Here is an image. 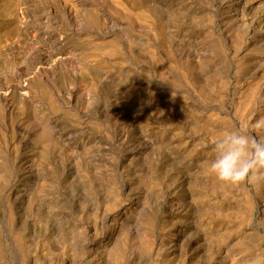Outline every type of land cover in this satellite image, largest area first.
Wrapping results in <instances>:
<instances>
[{
	"label": "bare ground",
	"instance_id": "1",
	"mask_svg": "<svg viewBox=\"0 0 264 264\" xmlns=\"http://www.w3.org/2000/svg\"><path fill=\"white\" fill-rule=\"evenodd\" d=\"M110 1H113L118 8L123 6L121 0ZM75 2L72 4L68 0H38L39 9L44 12L40 15H45L43 20L50 26L49 29L43 28L42 31L35 29L36 21L32 19L34 6L31 12L27 11L29 8L25 10L22 7L8 11L9 16L14 17L16 21L14 22L15 32L18 33L16 36L21 37V34H25L31 37L35 30L31 39L33 43H37L34 47H24L27 53V61H24L27 65L32 63L30 68L26 71L17 68L18 70L12 76L9 75L10 78L0 75V119L3 117L6 120V124H3L6 133H0V201L4 202L7 208V216H1L6 217V225L11 229L9 231L11 248L18 257L19 264H251L254 257L264 255V235L260 234L264 229V211L260 205L257 206L258 196L264 195V176H257L241 183L238 186L243 190L240 193L238 191V198L236 196L229 198L228 193L232 185L219 183L213 176H207L204 170L206 163L212 159V145L219 132L226 128L243 126L254 137L264 133L253 127L257 122L264 121V0H191L187 2L188 6L184 5V2L165 6L162 3L159 4L160 1H154L153 4H159L162 11L160 32L154 31L153 26L145 25L147 21L141 18L139 19L143 21L144 26L138 25L139 19L130 13L128 16L133 17L134 20L131 21L127 30L118 19L110 16L104 19L103 5L107 3V0H75ZM195 2L201 6L202 17L197 15L195 9H198L191 5ZM121 10L125 15L127 14L124 8ZM81 11H87L85 18ZM145 16L142 15V17ZM0 21L3 20L0 19ZM188 21H191L192 25L188 24ZM66 27L68 28L65 29ZM137 29L147 37L148 41L143 42L130 33L131 30L138 31ZM92 30L99 33L106 31V36L114 37L106 45L100 43L90 45V59L79 56L76 60L77 56L69 54L68 49L61 45L63 34L82 37ZM162 36H168L170 40L164 42ZM19 37L17 40L20 39ZM204 37L207 39L206 42ZM142 42L145 47L139 49ZM9 43L6 38L0 41V72L3 71V73L8 71L10 63L8 62ZM126 54L129 55L126 56ZM132 56H142L150 62L148 74L139 78L146 85L150 84L152 79L158 78L165 84L169 83L173 90L177 91L176 95L181 97L180 87H191V75L198 74L203 77L201 78L203 84H199L203 85L207 91L205 96L200 95L203 103L209 100L217 102L219 106L226 105L229 101L234 103L233 108H228L229 110L225 112L219 110V113L207 116L208 120L205 118L207 121L199 122L197 124L199 128H196L202 132H199V136H195L197 133L189 132L191 135L187 138L185 137L187 132L180 138L183 154H187L191 164L188 166L181 160H175L178 169L184 170L178 173L176 180L180 183L194 181L190 172L196 169L198 173H203L198 180L206 186L205 190L199 195L192 193L194 195L192 201L180 202L181 199L177 201L171 197L172 193L170 196L167 194L165 199L160 201L154 200L156 190L152 197L145 195L144 199H141V196H138L141 193L137 192L140 188H134L131 185L132 189H129L126 184L121 187L115 184V194L111 193V197L104 202V205L94 203L92 209L89 208L91 211H87L86 206L81 205L83 208L79 210L80 212L78 211L77 218L74 217V213H71L74 217L71 218L70 213L64 211L66 207L61 206V199L55 196L50 197L53 194L54 185L64 182L66 193H69L71 200H75L80 187L75 184V181L69 182V180L73 177L72 172L75 166L81 165L92 175L93 185L99 187L98 179L107 170L99 167V163H102L105 146L109 143L105 144L103 138L96 133H91L92 130L89 131L90 133L86 131L79 133L80 131L75 130L60 133V118L65 117L64 112L67 109L76 108V103L84 94L90 95L88 101L96 112L107 114L109 118L120 116L115 123L117 133H113V138L121 141V144L125 146L131 133H125L123 121L126 120L127 123L131 121H128L132 116L128 115L127 110L132 114L134 112L130 111L131 107L125 103V107L120 106L124 97L123 89L112 91L114 92L112 95L106 89L111 84L110 78L114 75V69H117L119 73L126 67L123 64L127 57H130V64L137 66ZM210 70L214 74L213 78L205 77L203 73ZM230 70L236 71L238 77L227 79L221 76ZM68 73L81 82H87L86 93L79 95L81 90L85 91L82 86L80 90L68 88L69 92L63 89L60 80ZM241 81L244 84L241 85ZM74 82L76 83L75 80ZM234 82L237 86L241 85L238 88L237 98H234L231 93ZM17 99L21 102L19 108L16 105ZM120 99H122L121 102ZM156 101H148L145 107L136 109V112L140 114L147 110L155 114V117L161 111L165 112V115L174 112V105L160 107L158 106L160 102L156 103ZM191 101L193 102V99ZM170 102L169 104H172ZM112 103H115V106ZM92 106L90 105V108ZM188 107L187 110H190ZM191 112L194 110L189 111L188 114ZM21 114H25L26 121L18 124L16 119ZM92 116L91 111L85 113L83 123H89ZM176 120L179 122L178 119ZM141 134L144 136L146 133ZM153 146H155L154 141L143 140L131 150L128 149L124 156L128 158L131 155L143 154ZM154 162L157 163V161ZM168 175L163 177L167 179L166 182L169 180ZM148 180H144L145 185ZM148 184L151 183L148 182ZM85 185H82L83 189H86ZM167 188L170 193L171 187L167 186ZM145 189L148 191V188ZM252 189L253 193L255 190V195H252ZM151 200L153 204H149ZM16 201L26 205L23 220L25 223L31 222L35 236H26L22 233L24 231L22 229L16 232L17 223L24 224L15 212ZM165 206L169 221L174 227L160 232L155 220L160 208ZM185 217L191 218L190 224L179 223V220ZM174 220L177 221L173 222ZM41 237L43 239H40ZM3 246L0 244V264H5L2 255L6 245Z\"/></svg>",
	"mask_w": 264,
	"mask_h": 264
},
{
	"label": "rangeland",
	"instance_id": "2",
	"mask_svg": "<svg viewBox=\"0 0 264 264\" xmlns=\"http://www.w3.org/2000/svg\"><path fill=\"white\" fill-rule=\"evenodd\" d=\"M28 1V2H27ZM33 1V2H31ZM35 1V2H34ZM70 1L72 4H75V0H68ZM125 1V3H124ZM156 1V2H159V4L162 3V5L164 4L165 6H171V5H176L178 3H183L184 5H187L188 6V1H191V0H121L122 2V8L125 9V11L127 12V14L125 15L123 12H122V8H118L115 3L113 1H110V0H107V3L105 5H103V15H104V19H107V17H111V18H115V19H118L120 20L122 23H123V27L127 30L128 27H129V24L131 23L132 20H134L133 17L131 16H128V13H130L131 15H133L134 17H136V19H144L145 21H147V23H145V25H150V26H153V30L157 31V32H160L161 31V18H162V11H161V7H159L158 5L159 4H156L154 5L153 2ZM175 1V2H174ZM200 1V0H199ZM18 4H16V3ZM20 2V3H19ZM22 2V3H21ZM146 2V3H145ZM151 2V3H149ZM172 2V3H171ZM5 3V4H4ZM7 3V5H6ZM149 3V4H148ZM196 3V2H195ZM195 3L194 5L191 4L194 8H197L198 10L195 9V11L198 13L197 15L199 17H202V13H201V6L198 4V2L196 3V6H195ZM16 4V5H15ZM79 5V3H77ZM152 4V5H150ZM0 19L3 20V21H0V41L3 40V39H8V43L10 44V47L8 48L10 50H8V62L9 65H8V71H6L8 73L5 72L3 73V71L0 72V75L2 74L3 76L5 75V77L7 78H10L9 75H13V73L18 70L17 68L19 69H24L25 71L30 68V65L32 63H28L29 65H27L25 63V61H27V53L26 51L24 50V47H34V45H36L37 43H33V40L31 39L32 36H34V31L32 32V36L29 37V35H25V34H21L22 36L19 37L20 35H17L18 34L17 32H15V19L14 17L12 18L11 16H9V13L8 11L10 10H16L17 8H23L25 10H28L29 12H31L32 10V19H34V22L36 23L35 24V29L36 31H41L44 30L43 28H45V30H47V28L49 29L50 26L48 23L45 22L44 19V16L45 15H40L43 14L44 12H42L40 9H39V4H38V0H22V1H19V0H0ZM13 5V6H12ZM23 5V6H22ZM31 5V6H30ZM34 6V7H33ZM192 6H189V7H192ZM6 7V8H5ZM38 7V9H37ZM80 9V5L78 7ZM115 8V9H114ZM159 10V11H158ZM3 11V12H2ZM6 11V12H5ZM35 11V13H33ZM38 11V12H37ZM41 11V12H39ZM110 11V12H109ZM200 11V12H199ZM37 12V13H36ZM85 12V14H84ZM8 13V14H7ZM84 15H83V14ZM87 11H81V14L82 16L84 17L86 15ZM101 13V12H100ZM112 13V14H111ZM39 14V15H38ZM102 14V13H101ZM142 15H146L145 17H142ZM34 16V17H33ZM113 16V17H112ZM5 17V18H4ZM37 19H36V18ZM81 17V18H83ZM10 18V19H9ZM85 18V17H84ZM36 19V20H35ZM184 20V19H182ZM10 21V22H9ZM42 21V22H41ZM44 21V23H43ZM63 21V20H62ZM62 21H57L59 23H61ZM13 22V23H12ZM38 22V24H37ZM152 22V23H151ZM40 23V24H39ZM157 23V24H156ZM4 24V25H3ZM42 24V25H41ZM48 24V26L46 25ZM156 24V25H155ZM188 24H191V21H188ZM44 25V26H43ZM138 25H142L144 26L143 24V21H141L139 19L138 21ZM192 25V24H191ZM46 26V27H45ZM8 27V28H7ZM12 27V28H11ZM156 29H155V28ZM8 30H7V29ZM68 27H66L65 29H67ZM136 29V28H135ZM3 30V32H1ZM6 30V31H5ZM125 30V31H126ZM138 30V29H137ZM5 31V32H4ZM67 32V30H65ZM94 30H92L91 32H88L86 35L82 36V37H77V36H73V35H67V34H63V37H62V40H61V45H63V47H65L66 49H68V52L69 54H72L74 55L75 57L77 56V58H75L76 60H78V57H85V58H89L91 57V54H90V49H91V46L92 44H95V43H100L102 45H106L108 41L112 40L114 36L112 35H108L106 36L105 33L106 31H103L102 33H99V32H93ZM139 31V30H138ZM132 31L130 33L134 34L135 37H139L141 40H143V42L145 41H148L147 40V37L142 34L140 31ZM94 33V34H93ZM137 33V34H135ZM13 34V35H12ZM8 35V36H7ZM100 35V36H99ZM5 36V37H4ZM10 36V37H9ZM14 36H16L14 38ZM105 38H103V37ZM14 39H12V38ZM20 38L19 40H17V38ZM26 37V38H24ZM3 38V39H2ZM29 38V39H27ZM10 39V41H9ZM162 39L164 42H167L170 40V38L168 36H162ZM18 42H16V41ZM32 40V41H31ZM97 40V41H96ZM15 41V42H14ZM28 41V42H27ZM92 41V43L90 42ZM207 39L204 37V42H206ZM20 42V43H19ZM142 42V44H143ZM16 43V44H15ZM91 43V44H90ZM120 43L121 42V39H120ZM140 45L139 49L141 48H144L145 47V44L143 45ZM15 45V46H14ZM12 46V47H11ZM18 46V47H17ZM22 46V47H21ZM68 47V48H67ZM81 49V50H80ZM20 51V52H19ZM25 51V52H24ZM73 52V53H71ZM85 52V53H83ZM75 53V54H74ZM21 54V56H20ZM77 54V55H76ZM23 55V56H22ZM129 55V54H126V56ZM16 56V57H15ZM22 57L24 58L22 60ZM134 59L133 62H136L137 66H134L133 64H130V60L129 58L130 57H127L126 58V62L123 64L125 65L126 67L124 68V70L122 72H119L117 71V69L115 70L114 69V75L110 78V83L109 84V88L106 89V91H109L112 95V91H115V90H120V89H123L124 90V97L122 99H120V102L122 100V103L120 104V106H123L125 107L124 105H129L131 108L129 109L130 111H133L134 113H130L128 110L126 112H128L129 116H132L130 117V119L128 121L130 122H124L123 124V127L125 128V133H131V136H130V139L128 141V143H125V146L121 144V141H116L114 138H113V133H117L116 131V121L118 118H120V116H112L109 118V116H107V114H102L99 112H96L94 109H93V106L92 104H90V102L88 101V98L90 97V95H87V94H84V96H82V98H80L78 100V102L76 103L77 105L75 106L76 108H71V110H68L65 111V117L67 118H60V126H59V132L60 133H65L69 130H75L76 132H79V133H82L83 131H86V133H90L91 130L93 132L91 133H96V135H99V137L103 138L102 140L106 143H109L108 145L105 146V151H104V158H102V163H99V167L101 168H104V169H107L105 170V172H103V174H101V177L98 179V183H99V187H96L95 185H93V182H94V179L92 177V175L90 174L89 171H87L83 166H75V170L73 169V177L69 180V182H72V181H75V184L78 185L80 187V190L78 191V194H77V198L75 200H71V198L69 197V193H66V188L64 187V182H58L54 185L53 187V194H51L50 197H53L55 196L56 198H58L59 200L61 199V206H65L66 208H64V211L66 212H69L70 215H71V218H77L76 216L78 215L77 213H79L80 209H82L84 206H86V210L87 211H91L89 208L92 209L93 207V204L94 203H97L99 205H104V202L111 197V193L112 194H115V184L117 187H121L123 184H126L128 185L129 189H132L131 185L134 187V188H140L137 192L138 193H141V194H138V196H141L140 198L141 199H144V196L146 195L149 196L150 198V195L152 197L153 194H155L154 190H156V194L153 196L154 200H157L159 199L160 201H162V199H165L164 197L167 196V194L170 196L171 193V197L174 198V199H178L180 200V202H182L183 200H187V201H192L194 199V195H199L200 192H203L205 190V187L204 184H201V182H199V177H201L203 175V173H198V171L195 170H192V173L191 175L193 176L194 178V181H186L184 183H180L178 182L176 179H177V176H179L180 172L184 171V170H180L178 169V166L175 164V160H181L185 163L188 164V166L191 164L189 161H188V157H187V154H183L184 151L182 150V147L180 146L181 145V142H180V138L181 137H184L185 136V133L187 138H189L188 136L191 135V133H197L195 136H199L201 132V130L199 129V131L197 130L199 127L197 126V124L200 122H203L207 119V116L211 115V114H217L219 113L221 110L222 112H225L227 110H229L230 108H233L235 105L232 101H229L226 103V105H218L217 102L215 101H210L209 102H205L203 103L201 101V96H205L206 94V90L203 88V77L198 75V74H192L191 75V87L188 86V88H186V86H183V87H180L181 89L179 90L180 92V95L181 97L177 96L176 94L177 91L173 90V87L167 83H163L161 82L158 78L157 79H152L151 83L150 84H147L142 81V79H139L141 76L143 75H147L148 72H149V67L150 66V62L148 59L140 56V57H135V56H132ZM14 58V59H13ZM17 61H16V59ZM21 58V59H20ZM25 60V61H24ZM12 61L14 63H12ZM24 61V62H23ZM20 62V63H19ZM128 62V63H127ZM132 62V61H131ZM139 63V64H138ZM14 64V65H13ZM27 65V66H26ZM129 66V67H127ZM14 67L15 69H12ZM135 67V68H133ZM134 69V70H133ZM3 70V69H2ZM127 70V71H125ZM11 71V72H10ZM233 71V72H232ZM10 73V74H9ZM206 73V74H205ZM210 73V74H209ZM136 76H135V75ZM142 74V75H140ZM205 75V77L207 78H213L214 74L212 73V70L208 71V72H204L203 73ZM231 74V75H230ZM121 75V76H120ZM202 75V74H201ZM221 76H224L228 79V77L230 78H233L234 77H238V74L236 73V71L234 70H230V71H227L225 75H221ZM121 77V78H120ZM130 77V78H129ZM132 77V78H131ZM144 77V76H143ZM119 78V79H118ZM200 78V79H199ZM202 78V79H201ZM124 79V80H123ZM128 79V81H127ZM74 80L76 81V83L74 82ZM114 80V81H113ZM224 80H226L224 78ZM136 81V82H135ZM155 81V83H154ZM160 81V82H159ZM198 82V83H197ZM71 87H69L67 84ZM128 83V84H127ZM157 83V85H156ZM159 83V84H158ZM163 83V84H162ZM201 83V84H199ZM60 84L61 86L63 87V89H67V91L69 92V89L72 90V89H78L80 90L82 87V89H85V91L81 90L79 92V95L82 94V93H86V88L88 87L87 86V82L85 83V81H82L81 80H77L75 79V77L71 76L69 73L68 75H66L65 78H63L62 80H60ZM113 84V86H112ZM161 84V85H160ZM236 84V85H235ZM240 84H244L242 81L240 82ZM115 85V86H114ZM146 85V86H145ZM160 85V87H159ZM164 85V86H163ZM198 85V86H197ZM240 85V86H241ZM82 86V87H81ZM128 86V88H127ZM168 86V87H166ZM171 86V88H170ZM197 86V87H196ZM201 86V87H200ZM240 86H237V83L234 82L231 86V93L233 95L234 98H237L239 96V87ZM111 87V88H110ZM121 87V88H120ZM152 87V88H151ZM158 87V88H157ZM185 87V88H184ZM117 88V89H116ZM162 88V89H160ZM164 88V89H163ZM166 88V89H165ZM191 88V89H190ZM152 89V90H151ZM186 89V90H185ZM127 90V91H126ZM140 90V91H139ZM174 92H173V91ZM190 90V91H189ZM197 90V91H196ZM236 90V91H235ZM137 91V92H136ZM189 93H188V92ZM192 91V92H191ZM152 92V93H151ZM183 92V93H181ZM197 92V93H196ZM145 93V94H144ZM158 93V94H157ZM164 93V94H163ZM140 94V95H139ZM156 96H155V95ZM193 94V95H192ZM142 95V96H141ZM145 95V97H144ZM162 95V96H161ZM164 95V96H163ZM201 95V96H200ZM192 96V97H191ZM87 97V98H86ZM130 97V98H129ZM155 97V98H154ZM163 97V99H162ZM188 97V98H187ZM191 97V98H190ZM199 97V98H198ZM112 98V97H111ZM150 98V99H149ZM152 98V99H151ZM187 98V100H186ZM190 98V99H189ZM113 99V98H112ZM147 99V100H146ZM191 99H193V102L191 101ZM200 102H198L199 100ZM86 100V101H85ZM138 100V101H137ZM154 101V100H157L156 103H158V106H169V105H174L173 108H174V112L173 113H176V114H166L165 115V112H160V116L159 114L156 115L157 117H155V114H151L149 111L147 110H144L145 112H142L140 114H138L136 112V109H139V108H143L145 107V105H147L149 102L151 101ZM168 100V101H167ZM173 100V101H172ZM195 100V101H194ZM145 101V102H143ZM149 101V102H148ZM172 102V104H169V102ZM188 101V102H187ZM86 102V103H85ZM112 102V101H111ZM138 104H137V103ZM170 102V103H171ZM179 102V103H178ZM192 102V103H191ZM82 103V104H81ZM84 103V104H83ZM125 103V104H124ZM142 103V104H141ZM188 103V104H187ZM199 103V104H198ZM207 103V104H206ZM213 103V105H212ZM230 103V104H229ZM113 106H115V103H112ZM140 104V105H139ZM166 104V105H165ZM178 104V105H177ZM185 106H184V105ZM192 104V105H191ZM215 104V105H214ZM217 104V105H216ZM232 104V105H231ZM16 105L17 107L19 108V106L21 105V102L17 99L16 101ZM90 105L92 106L90 108ZM210 105V106H207ZM133 106V107H132ZM181 106V107H180ZM190 106V107H188ZM195 106V107H194ZM233 106V107H232ZM87 107V108H86ZM137 107V108H136ZM187 107L190 109V110H187ZM193 107V108H191ZM206 107V108H204ZM218 107V109H217ZM68 108V107H67ZM79 108V109H78ZM89 108V109H88ZM179 108V109H178ZM181 108V109H180ZM196 108V109H195ZM197 108H199L197 110ZM216 108V109H215ZM220 108V109H219ZM229 108V109H228ZM86 109V110H85ZM101 109V108H100ZM135 109V110H134ZM204 109V110H203ZM206 109V111H205ZM212 109V111H211ZM80 110V112H79ZM194 110V112H191V114H188L189 111H192ZM69 111V112H68ZM88 111H91L93 116H92V119L90 120L89 123H83L82 120H84V115L85 113H88ZM204 113H202V112ZM76 112V113H75ZM85 112V113H84ZM181 112V113H180ZM82 113V114H81ZM84 113V115H83ZM96 116H95V115ZM102 114V115H101ZM206 114V115H205ZM221 114V113H220ZM218 114V115H220ZM135 115L137 117H135ZM154 115V116H152ZM175 115V116H174ZM69 116V117H68ZM103 117V119L101 117ZM142 118H140V117ZM146 116V117H145ZM152 116V118H151ZM185 116V117H184ZM71 117V118H70ZM82 117V118H81ZM94 117V118H93ZM149 117V118H148ZM154 117V118H153ZM163 117V119H162ZM178 117V118H176ZM188 117V118H187ZM190 117V118H189ZM70 118V119H69ZM158 120H157V119ZM204 118V120H203ZM206 118V119H205ZM74 119V120H73ZM76 119V121H75ZM145 119V120H144ZM156 119V120H155ZM178 119L179 122L176 120ZM190 119V120H189ZM197 119V120H196ZM17 123L18 124H23L26 119H25V114H21L17 119ZM103 120V121H102ZM144 120V122H143ZM152 120V121H151ZM162 120V121H161ZM174 120V121H173ZM189 120V121H188ZM201 120V121H200ZM208 120V119H207ZM206 120V121H207ZM85 121V120H84ZM111 123H110V122ZM135 121V122H134ZM150 121V122H149ZM177 121V122H176ZM194 121V122H193ZM197 121V122H195ZM6 120L3 119V117L0 119V133H6L5 131V126L3 127V124H6L5 123ZM82 122V123H81ZM167 122V123H166ZM189 122V123H188ZM103 123H104V126H103ZM106 123V124H105ZM133 123V124H132ZM138 126H135L137 125ZM151 123V124H150ZM174 123V124H173ZM187 123V124H186ZM191 123V124H190ZM194 123V124H193ZM84 124V125H83ZM87 124V125H86ZM112 124V125H111ZM127 124V125H126ZM129 124V125H128ZM154 124H157V125H154ZM165 124V125H164ZM167 124V125H166ZM169 124V125H168ZM181 124V126H180ZM2 125V127H1ZM106 125L108 127H106ZM110 125L112 126L111 129L109 128ZM143 127H142V126ZM159 125V126H158ZM193 125V127L191 126ZM86 126V127H85ZM88 126V127H87ZM155 126V128H154ZM166 126V127H165ZM82 127V128H81ZM85 127V128H84ZM114 127V128H113ZM151 127V128H150ZM159 129H158V128ZM165 127V128H164ZM169 127V128H168ZM182 127V128H180ZM185 127V128H184ZM192 129H191V128ZM63 128V129H62ZM84 128V129H83ZM87 128V129H86ZM141 128V129H140ZM149 128V129H148ZM157 128V129H156ZM197 128V129H196ZM140 129V130H139ZM156 129V130H155ZM183 129V130H182ZM188 129V130H186ZM191 129V131H190ZM195 129V130H194ZM172 130V131H171ZM90 131V132H89ZM115 131V132H114ZM178 131V132H177ZM175 132V133H174ZM189 132L190 135H189ZM200 132V133H199ZM136 133V134H135ZM141 133H146L144 136L143 134ZM164 133H166V135H164ZM168 133H173V134H168ZM199 133V134H198ZM181 134V135H180ZM90 135V134H89ZM101 135H104V136H101ZM173 135V136H171ZM180 135V136H179ZM264 137V133H259V137L261 136ZM143 136V137H142ZM142 137V138H141ZM147 137V138H146ZM150 138V139H149ZM166 138V140H165ZM93 140V139H92ZM143 140H152L155 142V146H153L152 148H149L146 152H144L143 154H136V155H131L129 156L128 158L126 156H124L126 154V151L128 149H132L134 146H137L140 142H142ZM170 140V141H169ZM174 140V141H173ZM179 142H178V141ZM111 143H110V142ZM168 141V142H167ZM93 142V141H92ZM174 142V143H173ZM178 142V143H177ZM113 143V144H112ZM136 144V145H135ZM171 144V145H170ZM173 144V145H172ZM165 145V146H164ZM166 145H167V148H166ZM129 147V148H128ZM163 147V148H162ZM165 147V148H164ZM169 147V148H168ZM168 149V150H166ZM179 149V150H178ZM181 150V152H180ZM166 152V153H165ZM177 152V153H176ZM159 153V154H158ZM180 153V154H179ZM167 154V155H165ZM119 156V157H118ZM172 156V157H170ZM178 157V159H177ZM181 157V158H180ZM126 158V159H125ZM180 158V159H179ZM159 161H158V160ZM163 159V160H162ZM171 159V160H170ZM173 160V161H172ZM187 160V161H186ZM119 161V162H118ZM154 161H157L154 162ZM169 161H171V163L169 164ZM161 162V163H160ZM111 163V164H110ZM143 163V164H141ZM160 163V165H159ZM168 163V164H167ZM106 164V165H105ZM154 164V166H153ZM119 165V166H117ZM121 165V166H120ZM145 165V166H144ZM148 165V166H147ZM148 168H147V167ZM156 166V167H155ZM160 166V167H159ZM82 167V168H81ZM151 167V168H150ZM154 169H153V168ZM166 170V171H164ZM166 168V169H165ZM144 169H147V170H144ZM149 169V170H148ZM172 169H174V171H172ZM151 170V171H150ZM84 171V172H83ZM120 171V172H119ZM146 171H148L146 173ZM150 171V173H149ZM156 171V172H155ZM172 171V172H171ZM176 171V173H175ZM196 171V172H195ZM161 172V173H160ZM168 172L170 173L168 175ZM174 172V173H173ZM164 173V174H163ZM179 173V174H178ZM114 176H113V175ZM145 174V175H144ZM149 174V176H148ZM152 174V175H151ZM168 175V181L166 182L167 179L163 178L164 175ZM176 174V175H174ZM206 174V173H205ZM158 175V176H157ZM172 175V176H171ZM198 175V176H197ZM207 176H211V175H208L206 174ZM90 176V177H89ZM140 176V177H139ZM143 176V177H141ZM149 179H147L146 177ZM162 176V177H161ZM175 176V177H173ZM75 177V178H74ZM116 178V180H115ZM163 178V179H162ZM92 181H91V180ZM108 179V180H107ZM143 182H141V180ZM151 179V181H150ZM159 179V181H158ZM175 179V180H174ZM84 180V181H83ZM90 180V181H88ZM144 180H148L146 182V185L144 184ZM154 180V181H153ZM163 180V181H162ZM173 180V181H172ZM114 181H116L114 183ZM124 181V182H123ZM162 181V182H161ZM170 181V183H169ZM78 182V183H77ZM89 182V183H88ZM120 184H118V183ZM123 182V183H122ZM141 182V183H140ZM149 183H153L154 184H148ZM164 182L165 183V186H164ZM86 184L84 186V188L86 189H83L82 188V185L83 184ZM122 183V184H121ZM133 183V184H132ZM177 183V184H176ZM118 184V185H117ZM140 184V185H139ZM163 186H162V185ZM170 184H173V185H170ZM174 184H176L174 186ZM201 184V185H200ZM111 185V186H109ZM146 187H145V186ZM180 185V186H179ZM198 185V186H197ZM201 187H200V186ZM148 186V187H147ZM167 186H170L171 187V191L169 193V191L167 189ZM179 186V188H178ZM89 187V188H87ZM162 187V188H161ZM177 190H175V188ZM145 188H148V191H146ZM232 191L230 190L228 195L229 198L232 196L233 198H235V196L237 197L238 196V191L240 193L242 189V187H239L238 185L237 186H232L231 187ZM60 189V190H59ZM82 189V190H81ZM174 189V190H173ZM83 190H84V193H83ZM160 190V192H159ZM187 190V192H186ZM234 190H236L234 192ZM166 191H168L166 193ZM190 191V192H188ZM253 189L251 190V193L252 195L254 194L255 195V190H254V193L252 192ZM65 192V193H64ZM152 192V193H151ZM180 192V193H179ZM59 193V195H58ZM162 193V194H161ZM175 193V194H174ZM192 195H191V194ZM236 193V194H234ZM149 194V195H147ZM84 195V197L82 196ZM86 195V196H85ZM91 195V196H90ZM159 195V196H158ZM161 195V197H160ZM188 195V196H187ZM234 195V196H233ZM263 195V194H262ZM258 196L259 197V200H257V206L259 207V205L261 206V209L264 211V195L262 196ZM157 198H156V197ZM178 198H177V197ZM182 198H181V197ZM69 197V198H68ZM88 199L87 201L85 200L86 198ZM91 197V198H90ZM160 197V198H159ZM176 197V198H175ZM189 197V198H188ZM192 197V198H190ZM232 198V199H233ZM238 198V197H237ZM263 198V200L261 199ZM90 199V200H89ZM261 199V200H260ZM63 201V202H62ZM97 201V202H95ZM164 201V200H163ZM80 202V203H79ZM16 213L17 215L20 217V221H23L24 222V214L26 213V205L21 202V201H16ZM19 203V204H18ZM126 203H129L126 201ZM91 204V205H90ZM149 204H153L152 200L150 201ZM155 204V203H154ZM263 204V205H262ZM25 205V206H24ZM77 205V206H76ZM79 205V207H78ZM83 207H82V206ZM156 206H158L157 204H155ZM153 205V206H155ZM74 206V207H73ZM90 206V207H89ZM4 207V208H3ZM72 208V209H71ZM167 208L166 206L165 207H161L160 208V211L158 213V216L155 220V223H156V226L158 229H160L159 231L160 232H163V231H167L171 228L174 227L173 223H171L169 221V214L167 212ZM75 211V212H74ZM79 211V212H78ZM163 211V212H162ZM74 217H73V215ZM76 213V214H75ZM7 216V208H6V204L2 201H0V244L1 245H6V247H4V251H3V261H5L4 263L5 264H19L18 262V257L16 256L15 252L12 250L11 248V240H10V234H9V231H11V229H9L8 225H6V217H2V216ZM160 215V216H159ZM161 217V218H160ZM165 217V218H164ZM5 218V219H4ZM167 218V219H166ZM163 219V220H162ZM166 219V221H165ZM189 219V220H188ZM185 220V221H184ZM188 220V221H187ZM160 221V222H159ZM177 220H174L173 222H176ZM181 221V222H180ZM184 221V222H182ZM187 222V223H186ZM191 222V218H188V217H185V218H182L181 220H179V223H181L182 225H187V224H190ZM161 223V224H159ZM169 223V224H168ZM160 225V227H159ZM162 225V226H161ZM179 226V224H178ZM162 227V228H161ZM170 227V228H168ZM16 232H18L20 229L24 230L22 233L25 234L26 236H35L34 232H33V228H32V225H31V222L30 223H25L24 224H20V223H17L16 225ZM166 228V229H165ZM168 228V229H167ZM162 229V230H161ZM33 232V233H32ZM264 229H262V231L260 232V234L264 235ZM2 235V236H1ZM36 235H38V233H36ZM29 236V237H30ZM29 239V238H28ZM40 239H43L42 237ZM8 246V247H7ZM7 248V249H5ZM7 251V252H6ZM14 253V254H13ZM10 256V257H9ZM9 263H8V262Z\"/></svg>",
	"mask_w": 264,
	"mask_h": 264
},
{
	"label": "clouds",
	"instance_id": "3",
	"mask_svg": "<svg viewBox=\"0 0 264 264\" xmlns=\"http://www.w3.org/2000/svg\"><path fill=\"white\" fill-rule=\"evenodd\" d=\"M264 132V121L254 126ZM212 159L205 173L219 183L237 186L246 180L264 176V137H254L243 126L219 132L212 145ZM251 264H264V255L256 256Z\"/></svg>",
	"mask_w": 264,
	"mask_h": 264
}]
</instances>
